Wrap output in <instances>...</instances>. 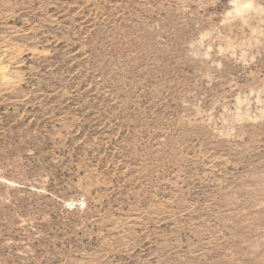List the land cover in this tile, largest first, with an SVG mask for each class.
<instances>
[{"label":"rangeland","instance_id":"obj_1","mask_svg":"<svg viewBox=\"0 0 264 264\" xmlns=\"http://www.w3.org/2000/svg\"><path fill=\"white\" fill-rule=\"evenodd\" d=\"M0 264H264V0H0Z\"/></svg>","mask_w":264,"mask_h":264}]
</instances>
